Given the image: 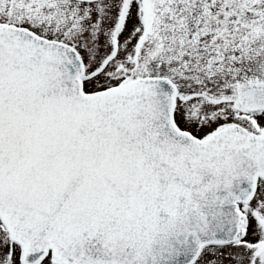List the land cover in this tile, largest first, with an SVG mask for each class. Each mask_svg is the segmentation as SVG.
I'll return each mask as SVG.
<instances>
[{"label": "snow or ice", "instance_id": "1", "mask_svg": "<svg viewBox=\"0 0 264 264\" xmlns=\"http://www.w3.org/2000/svg\"><path fill=\"white\" fill-rule=\"evenodd\" d=\"M0 264H264V0H0Z\"/></svg>", "mask_w": 264, "mask_h": 264}]
</instances>
